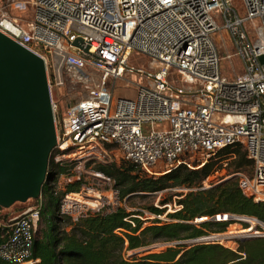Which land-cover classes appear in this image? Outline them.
Listing matches in <instances>:
<instances>
[{"label":"built area","instance_id":"built-area-1","mask_svg":"<svg viewBox=\"0 0 264 264\" xmlns=\"http://www.w3.org/2000/svg\"><path fill=\"white\" fill-rule=\"evenodd\" d=\"M14 5L0 7V31L45 61L56 162L71 156L69 148L92 156L95 148L107 153L114 147L125 162L157 176L182 165L200 168L221 150L241 145L254 168L252 175L237 173L239 185L264 202V69L258 59L264 54V0H32L30 19L14 16L8 9ZM222 29L247 61L237 77L222 71L214 40ZM134 54L150 59L149 70L129 65ZM88 69L97 79L85 85L86 96L69 101L68 73ZM127 73L147 79L137 82L132 97L115 93ZM72 194L65 195V205ZM34 200L13 222L0 221L7 228L0 258L8 264L38 261L32 255L42 198ZM94 202L89 212L101 209L98 198ZM206 220L249 222L253 236L264 237V222L256 217L224 213L194 222ZM223 239L221 232H207L187 242Z\"/></svg>","mask_w":264,"mask_h":264},{"label":"trees","instance_id":"trees-1","mask_svg":"<svg viewBox=\"0 0 264 264\" xmlns=\"http://www.w3.org/2000/svg\"><path fill=\"white\" fill-rule=\"evenodd\" d=\"M57 153L55 149L51 153L49 178L42 188L39 223L42 219L45 225L34 233L32 258L38 259L34 264H264L263 236L239 240L235 249L220 243L187 242L211 230L226 232L229 225L234 223L215 220L195 223L198 217L227 213L256 217L264 222V202H256L246 196L238 177L232 176L211 187H205L206 180L223 161L233 156H236L233 163L236 173L248 171L249 175L253 174V162L243 146L221 150L200 168L190 169L182 165L160 176H148L130 162L100 163L98 172L115 181L122 200L172 187L190 189L185 194H176L179 198L175 202L179 208L173 212L166 214L167 206L147 207L155 215L149 225H145L142 211H129L124 206L110 211L100 209L89 212L77 220L62 214L63 196L78 192L81 181L68 183L61 192L54 189L59 176L70 175L63 161H55ZM171 202L172 198L163 201V205ZM1 211L0 221L3 224L14 221L7 218V215H1ZM164 214L169 220L164 221L159 217ZM6 231V227H0V241ZM159 242L178 244L141 258L127 257L129 251ZM0 264L8 263L0 258Z\"/></svg>","mask_w":264,"mask_h":264},{"label":"rangeland","instance_id":"rangeland-1","mask_svg":"<svg viewBox=\"0 0 264 264\" xmlns=\"http://www.w3.org/2000/svg\"><path fill=\"white\" fill-rule=\"evenodd\" d=\"M15 2L16 5L9 6V11L16 17L22 19H30L34 14V9L32 5V0H0V7L7 5L8 3ZM250 36L255 38V29L253 24L250 25ZM214 40L216 41L220 53L222 55V71L225 75L230 78L237 77L246 72L247 61L246 59L238 53L236 46L231 39V35L227 30H220L214 34ZM129 65H134L135 68H142L145 71L149 70L150 67V59L142 56L140 54H134L130 61ZM97 79V75L91 70H71L67 75V85L65 88V94L69 101L71 100H79L87 95L85 90V85L95 82ZM169 80L174 82L177 85H181L180 82H176L173 75H170ZM137 82H145L147 83V79L144 75L140 74H125L123 78L117 80L115 84L117 95L122 96H134L136 94ZM129 87L126 88L125 86ZM188 87V85H184ZM111 148V149H110ZM108 148L107 153L104 152L101 148H95L93 151L95 152L92 156L85 155L84 153H79L75 148H69L67 153L71 154V156H65L63 158V162L67 165L69 169L67 174H62L59 176L58 180L54 184V189L58 192L64 191L66 189V185L73 181H81V188L78 192H72V198L68 201V203L64 202L65 195L61 201V209L64 205V215L72 216L73 219L77 220L83 213L92 211L95 206V198H98L100 201L99 209L104 211H110L115 209L118 206H124L129 211H142L143 219L145 220V225H149L151 223V219L154 218V214L150 212L147 208L149 206L155 207H165L167 206L166 214L169 212L175 211L179 206L176 204V200L179 198L176 194L187 193L190 189L187 187H172L166 190L150 193L146 195H134L129 198H125L124 200L120 199L119 188L116 187L115 181L101 172H98L97 167L100 163L108 164V163H124V159L121 157L120 153L114 148ZM76 153V154H75ZM236 161V156H233L229 159L223 161L224 163L219 166L217 171H215L207 180V187H211L215 184H218L226 179H229L232 176H237L234 168V162ZM162 173V167L157 169ZM249 173L248 171H244ZM162 174H157L160 176ZM112 191L115 192L112 194ZM117 192V193H116ZM100 195V196H98ZM173 199V202L163 205V201L168 199ZM36 205V202L33 200H29L26 203H16L9 209H3L1 211V215H7L9 219H15L19 217L25 209L29 206ZM98 209V208H97ZM163 219L167 221L169 219ZM44 221L37 223L35 230L37 231L44 228ZM245 225L248 227L245 228ZM252 227V224L249 222L240 223L234 222L229 225L226 232H221L223 235H227L232 232H238L247 230ZM215 230V229H213ZM211 232H213L211 230ZM254 234V233H253ZM253 234L247 236H253ZM241 237L233 238V239H223L221 244L230 247L237 248V242ZM178 243H164L159 242L153 245L142 247L139 249H135L129 251L127 254L128 258L134 257H144L149 253L161 252L164 251L169 246H175Z\"/></svg>","mask_w":264,"mask_h":264},{"label":"water","instance_id":"water-1","mask_svg":"<svg viewBox=\"0 0 264 264\" xmlns=\"http://www.w3.org/2000/svg\"><path fill=\"white\" fill-rule=\"evenodd\" d=\"M56 145L45 61L0 31V211L41 197Z\"/></svg>","mask_w":264,"mask_h":264},{"label":"bare ground","instance_id":"bare-ground-1","mask_svg":"<svg viewBox=\"0 0 264 264\" xmlns=\"http://www.w3.org/2000/svg\"><path fill=\"white\" fill-rule=\"evenodd\" d=\"M98 196H100V195H98ZM254 230L255 229L253 227H251V228H249L247 230L238 231V232H232V233H229L227 235H224V238L233 239V238H237V237L247 236V235L255 233Z\"/></svg>","mask_w":264,"mask_h":264}]
</instances>
